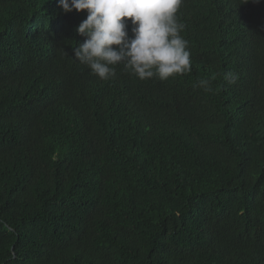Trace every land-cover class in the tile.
Returning a JSON list of instances; mask_svg holds the SVG:
<instances>
[{
    "label": "trees",
    "instance_id": "obj_1",
    "mask_svg": "<svg viewBox=\"0 0 264 264\" xmlns=\"http://www.w3.org/2000/svg\"><path fill=\"white\" fill-rule=\"evenodd\" d=\"M178 16L189 74L104 81L87 10L0 0V264H264V0Z\"/></svg>",
    "mask_w": 264,
    "mask_h": 264
},
{
    "label": "clouds",
    "instance_id": "obj_2",
    "mask_svg": "<svg viewBox=\"0 0 264 264\" xmlns=\"http://www.w3.org/2000/svg\"><path fill=\"white\" fill-rule=\"evenodd\" d=\"M259 2V0H257ZM184 0H58L68 13L87 10V17L76 28L86 37L73 49L74 59L90 69V74L107 81L123 65L129 75L140 81L165 82L192 70L189 41L182 35L185 24L178 12ZM131 23V38L128 25ZM224 79L235 83L237 74ZM199 86L213 92L210 81Z\"/></svg>",
    "mask_w": 264,
    "mask_h": 264
}]
</instances>
